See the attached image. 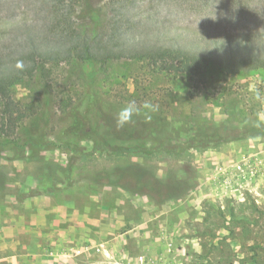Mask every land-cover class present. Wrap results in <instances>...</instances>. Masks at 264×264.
Wrapping results in <instances>:
<instances>
[{"label": "rangeland", "instance_id": "374dc122", "mask_svg": "<svg viewBox=\"0 0 264 264\" xmlns=\"http://www.w3.org/2000/svg\"><path fill=\"white\" fill-rule=\"evenodd\" d=\"M68 1L0 0V54L16 55L29 33L44 39L55 26L52 2L63 9ZM91 3L103 20L113 10L129 11L133 33L155 38L175 36L203 48L242 38L251 39L246 46L264 42V0ZM79 11L77 5L75 18ZM48 69L50 78L37 75L13 91L20 107L30 108L31 131L52 147L40 159H29L30 151L22 159L14 150L0 156V264H264V137L147 156L92 153L91 140L71 135L72 110L81 106L78 116L98 129L97 141L112 137L91 99L84 101L93 93L117 106L135 101L142 113L151 102L152 113L172 126L182 116L237 127L255 122L264 119V71L199 93L201 84L190 75L142 61H114L94 79L86 65ZM233 98L241 100L239 112L229 115ZM9 132L11 138L0 131V139L24 137Z\"/></svg>", "mask_w": 264, "mask_h": 264}, {"label": "trees", "instance_id": "16d2710c", "mask_svg": "<svg viewBox=\"0 0 264 264\" xmlns=\"http://www.w3.org/2000/svg\"><path fill=\"white\" fill-rule=\"evenodd\" d=\"M111 1L114 3L116 0ZM51 5L54 9H51L49 23L55 26L45 30L44 39L29 33L25 45L20 46L16 55L0 54V131L8 134L9 138L12 137L9 131L12 134L22 131L24 134L22 139L16 141L14 138L7 141L0 139V156L6 150H14L17 154L15 157L22 159L26 157V151H30L29 159H40L41 153L52 147L43 135L31 131L36 122H32L31 115L27 114L30 108L20 107L13 92L19 84L37 75L50 78L49 65H86L91 68L89 78L94 79L114 61H142L167 74L190 75L201 84L199 93L207 91L212 85L227 83L232 78L264 71V42L246 46L245 40L251 39L242 38L240 41H216L212 48H203L181 42L175 36L163 34L155 38L147 32L133 33L134 19L123 8L113 10L109 21V18L103 20L101 10L95 8L91 0H71L63 9H59L54 2ZM77 5H80V11L75 18ZM178 34L181 35L180 32ZM18 62H22V68L16 66ZM95 94L85 96L84 101L90 98L94 103L97 115L109 127L111 138L99 137L97 141L94 135L98 129L92 126L86 128L78 116L83 108L78 106L72 110L75 130L71 135L74 139L84 137L91 140L94 143L92 153L149 156L160 149L167 154L179 155L193 149H216L238 139L264 137V119L244 121L237 127L232 122L217 124L207 118L196 120L193 116H182V124L172 126L166 118L154 113H150L152 119L147 121L140 112L123 128H117L116 116L124 106L113 105ZM240 102L238 98H233V108L227 113H238ZM39 124L40 120H37ZM181 134H188V137L178 140L176 137H181ZM69 148L75 153L80 151L71 146Z\"/></svg>", "mask_w": 264, "mask_h": 264}, {"label": "clouds", "instance_id": "9594fccd", "mask_svg": "<svg viewBox=\"0 0 264 264\" xmlns=\"http://www.w3.org/2000/svg\"><path fill=\"white\" fill-rule=\"evenodd\" d=\"M18 68H22V62H18L16 65ZM259 99V96H257ZM146 111L143 113L145 119L150 121L152 119L150 113L155 112L157 109L151 102H144L142 105ZM140 109L136 106L135 101L129 102L126 106L122 107L116 116L117 128H123L126 124L130 123L134 115H139Z\"/></svg>", "mask_w": 264, "mask_h": 264}]
</instances>
